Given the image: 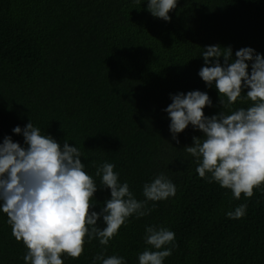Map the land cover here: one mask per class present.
<instances>
[{"label": "trees", "instance_id": "1", "mask_svg": "<svg viewBox=\"0 0 264 264\" xmlns=\"http://www.w3.org/2000/svg\"><path fill=\"white\" fill-rule=\"evenodd\" d=\"M168 16L153 17L143 0H0V142L7 135L23 145L11 130L30 121L58 144L77 147L97 184L93 162H107L137 200L159 172L176 187L173 197L149 202L148 215L130 216L106 246L86 235L81 254H62L63 264H91L102 251L138 264L149 247L147 225L174 233L163 264H264V183L237 200L200 178L184 147L202 133L188 125L177 143L163 111L170 94L192 90L212 101L205 116L249 105L238 98L222 107L197 72L206 46L230 47L232 59L251 47L264 58V0H177ZM108 197L97 186L89 210L98 212ZM242 203L243 217L225 216ZM6 220L0 212V264H24L26 249Z\"/></svg>", "mask_w": 264, "mask_h": 264}, {"label": "clouds", "instance_id": "2", "mask_svg": "<svg viewBox=\"0 0 264 264\" xmlns=\"http://www.w3.org/2000/svg\"><path fill=\"white\" fill-rule=\"evenodd\" d=\"M143 2L153 17L165 22L177 4V0ZM200 55L204 66L197 75L206 87L214 85L222 107L238 98L250 103L228 114L219 111L205 116L202 109L212 107L206 92L170 94L171 103L163 109L169 133L179 143L177 134L186 126L199 130L202 137H193L191 146L184 147L193 157L196 174L230 190L233 199H240L241 194L249 198L253 188L264 183V58L251 47H242L232 59L230 47L218 45L206 46ZM218 58H223V63ZM242 89H247L243 95ZM11 131L22 135L23 145L7 135L0 142V212L6 214L11 235L26 249L24 264H63L62 254L77 258L86 235L88 240L95 238L106 246L130 216H146L151 210L149 202L154 207V202L175 195L173 182L159 172L142 185L144 199L137 200L127 181L118 180L113 164L93 162L97 184L85 172L78 148L69 146L67 140L58 144L30 121L23 129L15 126ZM97 186L109 191L98 212L89 210ZM246 207L242 203L226 211L225 216L239 219ZM143 241L149 247L137 254L138 264H163L176 246L174 233L158 225L145 226ZM97 261L126 264L122 256H105L103 251L93 257L91 264Z\"/></svg>", "mask_w": 264, "mask_h": 264}]
</instances>
